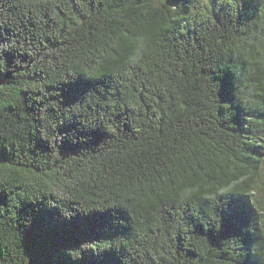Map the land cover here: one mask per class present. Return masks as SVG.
<instances>
[{
  "label": "trees",
  "instance_id": "obj_1",
  "mask_svg": "<svg viewBox=\"0 0 264 264\" xmlns=\"http://www.w3.org/2000/svg\"><path fill=\"white\" fill-rule=\"evenodd\" d=\"M0 264H264V0H0Z\"/></svg>",
  "mask_w": 264,
  "mask_h": 264
},
{
  "label": "snow or ice",
  "instance_id": "obj_2",
  "mask_svg": "<svg viewBox=\"0 0 264 264\" xmlns=\"http://www.w3.org/2000/svg\"><path fill=\"white\" fill-rule=\"evenodd\" d=\"M236 227L238 229H243L247 227V222L242 213H239L236 217Z\"/></svg>",
  "mask_w": 264,
  "mask_h": 264
}]
</instances>
